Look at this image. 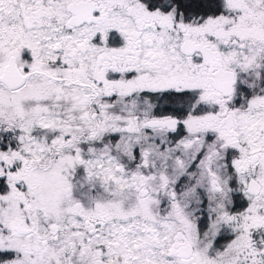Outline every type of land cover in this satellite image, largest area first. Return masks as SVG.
I'll return each instance as SVG.
<instances>
[{"label":"snow or ice","instance_id":"6c2138e0","mask_svg":"<svg viewBox=\"0 0 264 264\" xmlns=\"http://www.w3.org/2000/svg\"><path fill=\"white\" fill-rule=\"evenodd\" d=\"M0 264H264V0H0Z\"/></svg>","mask_w":264,"mask_h":264}]
</instances>
